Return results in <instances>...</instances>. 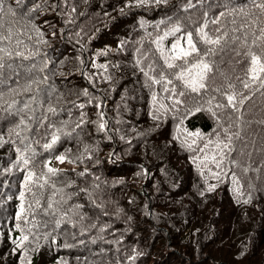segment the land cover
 <instances>
[{"label": "trees", "instance_id": "16d2710c", "mask_svg": "<svg viewBox=\"0 0 264 264\" xmlns=\"http://www.w3.org/2000/svg\"><path fill=\"white\" fill-rule=\"evenodd\" d=\"M0 3V95L11 93L0 104V264H264V89L246 90L236 79L248 67L244 56L216 63L249 97L232 121L224 110H204L181 124L186 108L207 109L219 94H188L173 107L164 85L150 79L173 72L161 49L167 54L178 36L205 25L210 35L226 32L237 51L246 40L258 52L259 0ZM173 26L181 32L164 36ZM214 73L215 83H226ZM229 123L240 139L217 168L204 158H219L217 133ZM17 149L27 166L17 163ZM29 171L36 175L26 187ZM21 204L38 227L17 220ZM17 223L29 236L26 251L13 243Z\"/></svg>", "mask_w": 264, "mask_h": 264}, {"label": "snow or ice", "instance_id": "6c2138e0", "mask_svg": "<svg viewBox=\"0 0 264 264\" xmlns=\"http://www.w3.org/2000/svg\"><path fill=\"white\" fill-rule=\"evenodd\" d=\"M137 6L147 4L149 0H134ZM156 4L166 3L167 0H154ZM17 4H19V0H17ZM131 5V2L129 4ZM262 14H264V0H259V3L255 5ZM5 14V9L2 3H0V17ZM7 14L15 16L16 12L13 8L8 7ZM221 16L224 13H220ZM217 23L218 21H213ZM201 27L197 29L195 34L191 31L184 33L182 36H178L175 41L172 43L171 48L168 50V53L165 54L163 49H161V55L164 56V65L167 69L173 70L171 76L165 71H160L156 76L150 77L152 83L154 84H163V91L170 93L172 100H173V107L177 105H181L184 103L183 100L179 99V97H184L188 94H196L200 96L202 93H218L221 97V100H217L216 95H211L209 99L205 102L208 107L204 109L203 106H194L193 108H186L184 112V116L181 119V124L183 123L184 119H188L190 116L195 115L198 112L207 110L212 113L213 116H217L216 110H224L228 114L229 121H232V113H239L247 99L249 97L244 92H238L235 89V85L231 82V78L227 76L225 73H220L224 77V81L226 83L217 84L214 81V69L219 71L216 68V63L218 61L224 62V57L228 55L229 59L232 55L237 57L243 55L245 61L248 63L247 69L244 71V77H236L237 80L242 84L244 89H249L252 85H258L259 89H264V28L259 30V36H255L252 43L255 45L259 51L254 52L252 51L251 47L248 46L247 41L245 40L243 47L246 49L243 53L237 51L236 48L229 44L226 32H220L217 29L216 35H210L205 28ZM181 32V28L179 26H173V28L169 32H165L164 36L168 35H176L177 33ZM194 35L198 37V39H194ZM163 39V37H161ZM239 39L238 37L236 38ZM183 42V43H182ZM203 44L204 47L201 48L198 45ZM235 41H233V44ZM6 51L4 49H0V52ZM10 55V53H9ZM19 55V53H18ZM210 57L217 58L216 60L209 59ZM3 57H0V64H2ZM179 62V63H177ZM100 67H104L101 65ZM151 67V66H150ZM143 71V69H141ZM155 71V69H152ZM145 76L149 74L147 72L144 73ZM174 81L179 82L181 85L182 90L177 91L176 84ZM171 85L172 87L169 88L168 86ZM87 95V92H85ZM156 100V94L153 93V101ZM215 104H213V102ZM223 101V102H222ZM83 107V105H81ZM161 107H165L161 104ZM215 109V110H214ZM53 111V109H49ZM102 115V114H101ZM154 118H158L154 116ZM241 116H236L235 121L239 122ZM179 127V126H178ZM100 128H104V124H100ZM232 123H229L227 127H223V136L217 133L215 146L218 151L219 158H217V154H212L211 157L205 155V161L210 159V162L215 164L217 168H220L222 162L227 153L234 151L232 147V141L235 137L236 139H240V131L237 130L235 132L231 131ZM200 133L198 132H187V136L189 137H200ZM3 140V137H0V141ZM56 137H53V142H55ZM195 143V141H193ZM213 143L210 139L207 143H205L204 147L200 149V151H204L208 148V145ZM46 148L51 147V144H46ZM191 147V145H190ZM18 152H21L20 149H17ZM56 159L63 163L65 157L63 155L57 156ZM17 163H22L23 165L27 166L30 163L29 158L25 157L21 152V155L18 158ZM235 163V161H233ZM207 165L205 164V167ZM47 172L55 175L57 170L47 166ZM5 171H10V169H6ZM247 171V169H245ZM209 172L212 176L219 179L220 173L219 172H212L209 169ZM36 174L32 171L28 172V176L25 180V186L27 187V182L31 180ZM235 179V174H233ZM45 183L47 180L45 179ZM38 187L43 188L44 184H39ZM214 186H210L209 190H212ZM35 195V194H34ZM24 192L20 193V198L23 200ZM246 203L248 201H245ZM36 205H40V201H36ZM48 209L53 207L51 201L48 203ZM24 207L21 204V211L17 214V220L24 219L23 218ZM24 223L28 224L31 223L33 228L38 227V222L33 218L31 221L24 219ZM57 226L59 225V221L56 222ZM16 228L21 232V235L13 240V243L16 244L17 248L25 249V242L29 240V236L25 233V229L21 226L20 223L16 224ZM29 232L32 231L31 228L28 229ZM47 238V235L45 236Z\"/></svg>", "mask_w": 264, "mask_h": 264}, {"label": "rangeland", "instance_id": "374dc122", "mask_svg": "<svg viewBox=\"0 0 264 264\" xmlns=\"http://www.w3.org/2000/svg\"><path fill=\"white\" fill-rule=\"evenodd\" d=\"M216 68H217L219 71H216L215 69H214V71L216 72V74H217V76L219 77V79H221V78H222V75H221L220 73H222L223 68H222V66H220V65H216ZM10 94H11V93L6 94L5 97H4L3 95H0V104H5V103H6V100H8V99L11 98V97H10ZM55 165H56V167H57L59 170L62 169V168L64 167L63 163L59 162L57 159H55ZM227 211H228V210H227Z\"/></svg>", "mask_w": 264, "mask_h": 264}]
</instances>
